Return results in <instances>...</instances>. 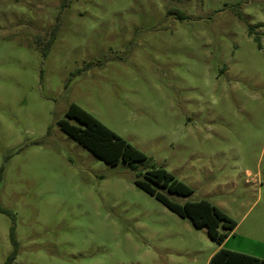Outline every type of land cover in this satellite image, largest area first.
<instances>
[{
	"label": "rangeland",
	"instance_id": "obj_1",
	"mask_svg": "<svg viewBox=\"0 0 264 264\" xmlns=\"http://www.w3.org/2000/svg\"><path fill=\"white\" fill-rule=\"evenodd\" d=\"M71 103L147 164L64 134ZM151 167L264 259V0H0V264H207L205 228L134 184Z\"/></svg>",
	"mask_w": 264,
	"mask_h": 264
},
{
	"label": "trees",
	"instance_id": "obj_2",
	"mask_svg": "<svg viewBox=\"0 0 264 264\" xmlns=\"http://www.w3.org/2000/svg\"><path fill=\"white\" fill-rule=\"evenodd\" d=\"M171 12H175L179 19H183L181 12L170 10L168 14ZM253 30L254 28H250L248 34L251 35ZM51 40L50 37L48 45L51 44ZM254 40L258 42V37L255 36ZM64 116L65 119L57 123L60 130L104 163L116 165L121 162L133 170L138 165L147 164V158L143 153L118 137L79 106L71 103ZM145 171L141 179L137 177L134 180L136 187L178 217L187 219L194 228H205L208 237L217 245H221L234 230L236 224L206 200L178 205L157 192V189H164L169 194L180 196H188L192 193L187 185L176 180L172 174L162 168L151 167ZM0 212L8 213L2 208ZM11 241L14 244L12 233ZM13 255L14 253L7 258L5 264L11 263ZM207 264H264V259L220 248L210 257Z\"/></svg>",
	"mask_w": 264,
	"mask_h": 264
},
{
	"label": "crops",
	"instance_id": "obj_3",
	"mask_svg": "<svg viewBox=\"0 0 264 264\" xmlns=\"http://www.w3.org/2000/svg\"><path fill=\"white\" fill-rule=\"evenodd\" d=\"M224 243H225V241L221 244V245H219V246H217V248H215L210 254H209V256H208V260L210 259V257L217 251V250H219L220 248H223L224 246ZM228 250V249H227ZM230 251H233V250H230ZM208 263V262H207Z\"/></svg>",
	"mask_w": 264,
	"mask_h": 264
}]
</instances>
